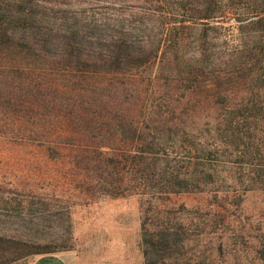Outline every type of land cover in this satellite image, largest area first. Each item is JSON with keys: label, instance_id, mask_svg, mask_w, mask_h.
<instances>
[{"label": "trees", "instance_id": "trees-1", "mask_svg": "<svg viewBox=\"0 0 264 264\" xmlns=\"http://www.w3.org/2000/svg\"><path fill=\"white\" fill-rule=\"evenodd\" d=\"M7 114L102 194L145 198L144 264H200L227 200L264 191V0H0ZM197 195L207 217L177 201ZM41 248L0 234V263Z\"/></svg>", "mask_w": 264, "mask_h": 264}, {"label": "rangeland", "instance_id": "rangeland-1", "mask_svg": "<svg viewBox=\"0 0 264 264\" xmlns=\"http://www.w3.org/2000/svg\"><path fill=\"white\" fill-rule=\"evenodd\" d=\"M6 116L0 117V234L32 240L70 264H144L140 228L145 198L102 194L93 178L68 159L50 157L45 148L21 141L19 123ZM177 201L191 211L188 215L200 218L207 217L212 197ZM224 206L225 218L207 227L209 240L197 249L205 258L200 264H263L264 191L239 189ZM35 256L20 254L0 264H30Z\"/></svg>", "mask_w": 264, "mask_h": 264}, {"label": "crops", "instance_id": "crops-1", "mask_svg": "<svg viewBox=\"0 0 264 264\" xmlns=\"http://www.w3.org/2000/svg\"><path fill=\"white\" fill-rule=\"evenodd\" d=\"M30 264H70L61 254L49 253L35 256Z\"/></svg>", "mask_w": 264, "mask_h": 264}]
</instances>
